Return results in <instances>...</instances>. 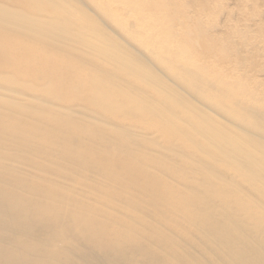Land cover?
Wrapping results in <instances>:
<instances>
[{"label": "bare ground", "instance_id": "obj_1", "mask_svg": "<svg viewBox=\"0 0 264 264\" xmlns=\"http://www.w3.org/2000/svg\"><path fill=\"white\" fill-rule=\"evenodd\" d=\"M34 1L0 0V264H264V14L246 16L256 36L219 27L214 0H122L135 53L71 0H49L60 18Z\"/></svg>", "mask_w": 264, "mask_h": 264}, {"label": "rangeland", "instance_id": "obj_2", "mask_svg": "<svg viewBox=\"0 0 264 264\" xmlns=\"http://www.w3.org/2000/svg\"><path fill=\"white\" fill-rule=\"evenodd\" d=\"M245 1L246 0H241V1L240 0H238V1L237 0H234V1L233 0H221V1L214 0V3H215L214 5H217V6L221 5V3H224V8L220 7L217 11L218 14L216 13L214 18H216V20L218 19L219 21L222 22V23H218V20H217L219 27H221L222 29L225 28V26L228 22H229V24L232 25L233 29L235 27H238L240 24V27H238V28L243 29L244 27L248 26L246 28V30H248V31H251V29L253 28L254 31L252 30L253 31L252 33H253V35L257 36V33H259L258 29H256V26L254 27L251 24H254V22H252V21H254L255 19L257 20L258 16L260 18H261V16H263V14H264V0H250L251 2L248 0L249 5L247 4L248 2L246 1L247 2L246 3ZM34 2H40L44 5V9L41 10L40 12L48 18H60V16L64 12L60 8H55L54 4L51 3L49 0H37ZM104 2H107V0H71L69 2V5H68V10L70 9L71 12L73 13L72 19L75 21L80 22V19H82L84 22L88 23L84 19V16L88 15L89 16L88 17L89 23L101 24L103 26V28L107 31V33L109 35H111L115 40H117V42L120 45L125 46V47L128 46V47H130V49L133 52L136 53L138 51V47H135L133 45L130 46L128 40L126 39V36L123 34L121 29L130 28V26L132 27V24H134V22H140V21L138 19H136L133 15H131V12L129 10L131 8L128 7V5H126L122 0H115V3L118 5H121L125 8L124 13L120 12V10L116 8L118 10V12H115L113 15H110L104 11V7H103ZM237 2L239 3V5L237 4ZM240 4L241 5L243 4V5L241 6ZM244 8H245V10H244ZM245 13H246V15H245ZM242 15H244V16H242ZM248 15L250 16V18L254 17L253 18L254 20L253 19H251L252 21L248 20V18H249ZM108 16H112V17L116 18L115 22L108 19ZM240 17H242V18H240ZM211 18H213V16ZM260 18H258V20ZM232 19H234V20H232ZM240 19L241 20L247 19L245 22V25L246 24L247 25L244 26L243 25L244 20H242L243 22H241ZM236 22H238L237 23L238 25L236 24ZM217 23L213 19L205 21V24L208 27H211L212 29H214V26ZM234 23L236 25H234ZM166 24H175V22L170 21ZM241 25H243V26H241ZM250 26H253V27L251 28ZM257 37L259 39L258 38L257 39L255 38V39L258 41H256L254 48L253 49L251 48L250 50L256 54L259 63L264 64V38H260L261 37L260 33L258 34ZM233 38H235V37H233ZM141 44H142V46L148 45V43H146V44L141 43ZM162 52L164 54L161 53V65L163 66V69L166 72H170L171 70H169L168 68L174 67V63L172 61V55H175V54L172 52H167L164 49L162 50ZM174 59H177L180 62H182L178 57H176ZM144 60L149 64V61H147L146 59H144ZM211 60L214 63H216L215 60H213V59H211ZM183 66H185L188 69H193L191 66H188L186 64H183ZM161 76L175 89V91L178 94L182 95L188 101L195 102L200 110L207 112L210 116L215 118L217 121H222L223 123H226L229 125H233V124L237 125L235 122L227 119L226 116L219 109V107L216 106L217 105L216 103L218 102L216 99L207 100L204 97H201V98L199 97L200 95H212L213 96L211 91H208L206 88H202L199 85H193L192 88H189V87H187V85L185 83H181V82L175 83L174 80L170 81L167 73H161ZM220 76H221V73L219 72L218 69H215V68L212 69L207 75H205L204 79H205L206 83L208 85H210L211 90H215L214 85H213L214 80L219 79ZM196 78L201 79V76L199 75ZM143 86H145L144 83H143ZM7 92L8 91L6 90V86L3 85L0 81V94L7 93ZM253 107H255L254 110H257V112L264 117V102L263 101H257L256 100ZM261 108H263V109H261ZM75 115L80 116L78 114H75ZM237 126H239V129H235V130L241 131V132L245 131V128L242 125H237ZM254 136L256 138H258L259 140L264 141L263 138L256 136V135H254Z\"/></svg>", "mask_w": 264, "mask_h": 264}]
</instances>
